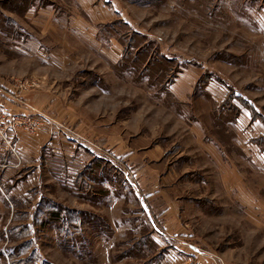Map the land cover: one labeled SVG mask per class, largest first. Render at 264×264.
Returning <instances> with one entry per match:
<instances>
[{"label": "rangeland", "instance_id": "obj_1", "mask_svg": "<svg viewBox=\"0 0 264 264\" xmlns=\"http://www.w3.org/2000/svg\"><path fill=\"white\" fill-rule=\"evenodd\" d=\"M102 1L116 18L95 34L76 0H0V77L57 96L31 110L37 132L18 120L22 152L8 138L17 167L0 168V264H177L173 244L192 264H264L253 158L264 136L248 157L236 125L243 109L264 124V0ZM43 11L54 30L42 38ZM184 74L194 83L180 101ZM196 127L241 174L240 192L199 168ZM169 205L181 235L160 229Z\"/></svg>", "mask_w": 264, "mask_h": 264}, {"label": "crops", "instance_id": "obj_2", "mask_svg": "<svg viewBox=\"0 0 264 264\" xmlns=\"http://www.w3.org/2000/svg\"><path fill=\"white\" fill-rule=\"evenodd\" d=\"M78 4L88 13V15L91 18L90 23L94 24V27H92V30L94 33H97V29L95 25H101V24H107L110 22H113V20L116 18L113 16V14L107 10L106 6L104 5V2L102 0H76ZM108 3V2H107ZM53 13L49 11H43L41 15L38 17L37 22L42 28V35L41 37L43 38L45 36V33L51 32V35H53ZM84 23V24H83ZM84 33H87L86 30L89 28V24L87 21L82 20ZM87 27V28H86ZM82 32V31H80ZM95 33V34H96ZM98 43L96 38L91 37L87 38L84 37L83 41L90 45V42ZM98 51L101 50L102 53H108L109 58H112L111 51L101 48V44L98 43ZM113 47V44L111 48ZM66 51H64L65 53ZM41 55V53H39ZM31 56V55H30ZM57 58H60L56 54ZM59 66V65H58ZM61 67V66H60ZM0 72H2L0 70ZM15 74L13 73L12 75H8L4 77H1V82H0V109L7 113L10 125L6 129V136L9 138L11 144L14 139H18V144L17 148L19 149L20 152L23 151L25 144L24 142L26 141V131H22V129L18 125V120L22 118L21 116H25L26 118L30 119H38L37 115L32 112V109H36L38 112L41 113H47L44 109H47L49 107L50 103H54L55 99H57V96L54 95L53 93H49L48 90H45L46 92H27L23 93L20 91L18 86L15 84L14 78ZM185 74L183 77L180 79V81L175 85L176 90L175 93L172 92L176 98L180 101H184L186 96L190 93L191 91V86L193 85V81L191 79L190 81H186L184 79ZM183 79L185 80L183 82ZM48 86V81L46 83ZM46 88H43V90ZM207 92L209 93V89H206ZM36 91V90H33ZM225 99V98H224ZM223 99V100H224ZM40 106V107H39ZM238 122L237 126L240 125L239 127V135L241 136L239 141H242L243 143L239 142L240 145H242V149L245 153H247L248 157L252 158V141H254L257 138H260L264 136V124L262 121L252 120V114L247 110L243 109L241 111L240 116H238ZM252 123L253 127L256 129V131L260 130V133L256 138H252ZM263 124V125H262ZM242 125V127H241ZM193 134V145L197 146L198 150H196L197 153L200 154L202 158V164L199 165V168L204 171H209L212 170V174L217 176L216 179L217 185L219 189H221L222 192L225 193H233V192H240L241 185L244 186L241 183V174L237 172L236 168L233 166V164L226 162L223 157L222 149H220L216 144L213 142L206 143L205 142V132L201 127H196L193 131H191ZM31 135V134H30ZM237 142V141H236ZM251 144V145H250ZM156 148L158 150V153L160 152V156L162 157V148L156 145ZM10 143H6L2 137L0 136V168L4 169H10L17 167L16 164H12L11 161L14 162V157L12 153H10ZM12 150V149H11ZM256 151V154L253 155L254 159H259L264 162V149H261L259 146H257V149H254ZM14 152V151H13ZM154 152H150L149 154H153ZM157 153V152H156ZM163 163V162H161ZM133 167L137 169H141L144 167L143 165H140L139 162L134 163ZM131 167V168H133ZM2 176V173L0 171V177ZM228 179V180H226ZM216 183V184H217ZM169 202V201H167ZM167 213L163 215L162 218L165 219L166 223L162 226L160 225V229L163 230L164 233L167 234H172L174 235H181L183 234L182 229H178L177 225L175 222L172 220L174 218H178V212L176 211L175 208L172 207V205L168 206V209H165ZM165 212V211H164ZM182 231V232H181ZM175 250H180V252H183L184 256L181 255L179 257L175 258V263L177 264H192L190 262L192 260L190 255H193V252H191L187 246L183 245H176L173 244ZM172 250V249H171ZM184 250V251H183ZM177 252V251H176ZM206 264H219L217 262H210L206 259H204Z\"/></svg>", "mask_w": 264, "mask_h": 264}, {"label": "built area", "instance_id": "obj_3", "mask_svg": "<svg viewBox=\"0 0 264 264\" xmlns=\"http://www.w3.org/2000/svg\"><path fill=\"white\" fill-rule=\"evenodd\" d=\"M0 82H1V77H0ZM18 86V84H16ZM20 87H23V85H21ZM30 127L29 129L32 130L33 133L37 132L39 126V123L37 120L34 119H30ZM10 122H9V118L7 113H5L4 111H2L0 109V136L2 137V139L9 144V140L7 138V136L5 135L6 129L9 127ZM12 150L14 151V149L12 148Z\"/></svg>", "mask_w": 264, "mask_h": 264}, {"label": "trees", "instance_id": "obj_4", "mask_svg": "<svg viewBox=\"0 0 264 264\" xmlns=\"http://www.w3.org/2000/svg\"><path fill=\"white\" fill-rule=\"evenodd\" d=\"M257 142H260V144L262 143V142H261V141H259V140H258ZM52 211H53V209H52ZM53 214H57V213H53Z\"/></svg>", "mask_w": 264, "mask_h": 264}]
</instances>
